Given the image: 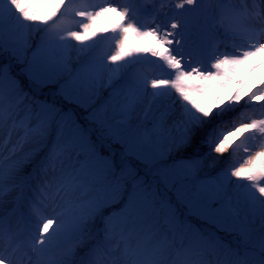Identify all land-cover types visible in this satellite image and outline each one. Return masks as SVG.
<instances>
[{
	"label": "snow or ice",
	"instance_id": "obj_1",
	"mask_svg": "<svg viewBox=\"0 0 264 264\" xmlns=\"http://www.w3.org/2000/svg\"><path fill=\"white\" fill-rule=\"evenodd\" d=\"M257 73L264 0H0V264H264Z\"/></svg>",
	"mask_w": 264,
	"mask_h": 264
},
{
	"label": "rangeland",
	"instance_id": "obj_2",
	"mask_svg": "<svg viewBox=\"0 0 264 264\" xmlns=\"http://www.w3.org/2000/svg\"><path fill=\"white\" fill-rule=\"evenodd\" d=\"M94 2L104 3V0H94ZM115 2L121 3V2H123V0H115ZM111 23H112V21L110 20V18L105 19V20L98 22V27H108ZM115 35H116L115 33H109L107 35V37L105 39H103V41L101 42L105 51L110 50V47L115 43ZM97 39H99V37ZM149 59H151V58H149ZM141 70L147 74V77L149 80L152 78H156L158 76V74L161 73L158 65L150 64V63L143 64ZM256 106L259 107V104H257ZM249 115H252V114L249 113Z\"/></svg>",
	"mask_w": 264,
	"mask_h": 264
},
{
	"label": "bare ground",
	"instance_id": "obj_3",
	"mask_svg": "<svg viewBox=\"0 0 264 264\" xmlns=\"http://www.w3.org/2000/svg\"><path fill=\"white\" fill-rule=\"evenodd\" d=\"M163 73H161V74H159L157 77H163ZM262 75H264V73H257V75L255 76V77H253V79H252V81H251V83H250V87L252 86V85H255L256 83H257V80L262 76Z\"/></svg>",
	"mask_w": 264,
	"mask_h": 264
}]
</instances>
